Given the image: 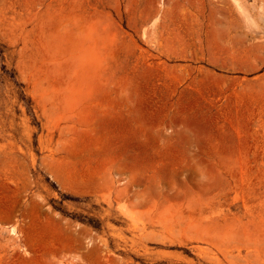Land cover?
I'll list each match as a JSON object with an SVG mask.
<instances>
[{
  "label": "rangeland",
  "instance_id": "obj_1",
  "mask_svg": "<svg viewBox=\"0 0 264 264\" xmlns=\"http://www.w3.org/2000/svg\"><path fill=\"white\" fill-rule=\"evenodd\" d=\"M255 2L0 0V264H264Z\"/></svg>",
  "mask_w": 264,
  "mask_h": 264
},
{
  "label": "bare ground",
  "instance_id": "obj_2",
  "mask_svg": "<svg viewBox=\"0 0 264 264\" xmlns=\"http://www.w3.org/2000/svg\"><path fill=\"white\" fill-rule=\"evenodd\" d=\"M255 1L257 2V7H258L257 9H259L258 12H256L255 15L258 16V19H261V18L264 19V0H254V2ZM236 5H237V8L239 9V11L244 13V18H246V20H247V21L246 20L245 21H246V24H247L248 28L251 31H254V32L257 31L256 29L259 28V25L255 24V25H253L254 27H252L251 24H254L255 20H254V18H252L253 15H251L250 13H246V10H247L248 7L246 5H244V3L236 2ZM253 7H254V5H253ZM238 20H239L238 17H235L234 20H232L233 24H236L238 26L239 25V21Z\"/></svg>",
  "mask_w": 264,
  "mask_h": 264
}]
</instances>
